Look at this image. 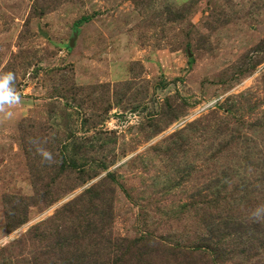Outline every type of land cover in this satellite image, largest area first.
Listing matches in <instances>:
<instances>
[{
	"label": "rangeland",
	"instance_id": "1",
	"mask_svg": "<svg viewBox=\"0 0 264 264\" xmlns=\"http://www.w3.org/2000/svg\"><path fill=\"white\" fill-rule=\"evenodd\" d=\"M8 72L0 264L55 246L57 211L103 178L116 236L192 241L224 177H251L215 131H249L264 153V0H0Z\"/></svg>",
	"mask_w": 264,
	"mask_h": 264
},
{
	"label": "trees",
	"instance_id": "2",
	"mask_svg": "<svg viewBox=\"0 0 264 264\" xmlns=\"http://www.w3.org/2000/svg\"><path fill=\"white\" fill-rule=\"evenodd\" d=\"M215 135L216 139L221 138L218 145L223 160L228 162L237 153L242 154L246 165L252 167L251 177H241L237 184L224 177L222 188L210 193L218 198L207 201L200 208L202 214H196L192 219L195 227L192 241L184 242L181 235L156 236L150 232L135 238L116 236L112 206L108 207L100 200L102 188L109 180L103 178L57 211L53 218L57 230L56 245L50 244L34 252L31 259L21 258L19 262L264 264V153L247 150L256 147L255 143L258 145L249 131L217 129ZM240 195L245 200H239ZM96 201L99 202L96 204ZM29 205H26V211ZM25 221L23 218L11 220L9 225L16 228ZM71 243H77V247H71ZM6 253L11 255L9 247L0 250V255Z\"/></svg>",
	"mask_w": 264,
	"mask_h": 264
},
{
	"label": "clouds",
	"instance_id": "3",
	"mask_svg": "<svg viewBox=\"0 0 264 264\" xmlns=\"http://www.w3.org/2000/svg\"><path fill=\"white\" fill-rule=\"evenodd\" d=\"M14 80L15 74L12 72L0 76V105L18 102V95L15 93L14 89L9 86Z\"/></svg>",
	"mask_w": 264,
	"mask_h": 264
},
{
	"label": "built area",
	"instance_id": "4",
	"mask_svg": "<svg viewBox=\"0 0 264 264\" xmlns=\"http://www.w3.org/2000/svg\"><path fill=\"white\" fill-rule=\"evenodd\" d=\"M219 103H220V99H219V98H214V99L208 101V102L204 105L203 110H206V109L208 110V109L214 108V107H216Z\"/></svg>",
	"mask_w": 264,
	"mask_h": 264
}]
</instances>
